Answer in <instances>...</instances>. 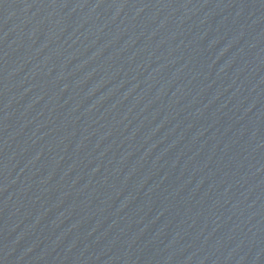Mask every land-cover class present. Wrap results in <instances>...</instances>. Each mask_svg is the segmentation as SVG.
I'll return each mask as SVG.
<instances>
[{"label":"water","instance_id":"95a60500","mask_svg":"<svg viewBox=\"0 0 264 264\" xmlns=\"http://www.w3.org/2000/svg\"><path fill=\"white\" fill-rule=\"evenodd\" d=\"M0 264H264V0H0Z\"/></svg>","mask_w":264,"mask_h":264}]
</instances>
